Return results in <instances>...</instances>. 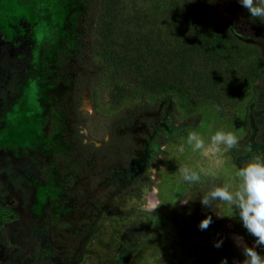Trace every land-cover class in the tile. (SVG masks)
<instances>
[{
	"label": "rangeland",
	"instance_id": "1",
	"mask_svg": "<svg viewBox=\"0 0 264 264\" xmlns=\"http://www.w3.org/2000/svg\"><path fill=\"white\" fill-rule=\"evenodd\" d=\"M213 2L216 12L238 4ZM124 3L130 19L148 13L165 38L189 7L187 0ZM83 14V0H0V264H221L225 258L243 264L242 247L255 238L238 217L217 218L199 194L237 184L236 170L264 153L255 80L247 85L240 76L243 64L264 58V44L233 29L253 46L242 67H191L205 92L148 96L161 97L162 104L113 134L117 117L107 88L95 96L81 81L73 97V79L83 71L75 60ZM174 45L154 48L165 52ZM150 57L158 58L153 51ZM220 129L237 134V147L208 157L186 144L179 151L191 131L208 143ZM170 134L179 139L165 143ZM183 166L202 170L203 183H185ZM146 188H155L157 209L146 206ZM219 208L227 214L226 205ZM208 215L213 222L200 230ZM236 236L243 237L240 246ZM217 240L223 241L219 248ZM257 251L264 256V246Z\"/></svg>",
	"mask_w": 264,
	"mask_h": 264
},
{
	"label": "trees",
	"instance_id": "2",
	"mask_svg": "<svg viewBox=\"0 0 264 264\" xmlns=\"http://www.w3.org/2000/svg\"><path fill=\"white\" fill-rule=\"evenodd\" d=\"M83 2L86 22L81 27L75 60L84 72L74 77L72 93L75 98L81 81L95 96L107 88L109 102L117 117L113 134L132 127L140 114L154 111L162 104L161 97L150 101L148 96L205 92L199 89L194 75L189 73L191 67H242L239 62L247 55L252 56L253 46L238 40L233 29L255 43L264 44V21L249 17L239 3L221 7L216 12L213 0L189 2L183 21H179L180 26L165 38L161 30L153 27L156 21L148 13L139 12L136 21L130 19L124 11V0ZM156 43H175V47L160 52L154 48ZM152 51L158 58L150 57ZM243 66L240 76L244 83L248 85L255 80L252 86L254 106L258 108V120L264 124V58ZM205 96L211 94L205 93ZM136 97L141 99L125 105L127 100ZM121 107L125 108L121 110ZM245 130L249 135L252 133L249 116L245 120ZM178 139L177 134L164 136L165 143ZM257 154L264 156V153Z\"/></svg>",
	"mask_w": 264,
	"mask_h": 264
},
{
	"label": "clouds",
	"instance_id": "3",
	"mask_svg": "<svg viewBox=\"0 0 264 264\" xmlns=\"http://www.w3.org/2000/svg\"><path fill=\"white\" fill-rule=\"evenodd\" d=\"M194 2V0H189ZM238 3L247 11L249 17L257 21H264V0H238ZM219 110V109H217ZM179 151H184L186 144L192 152H197L203 157L221 151H231L239 144V137L233 131L217 130L206 143L205 139L198 131H191L182 138ZM182 180L189 185H199L203 183L204 176L202 170L196 167L183 166L180 168ZM204 175L212 176L211 172ZM235 176L238 183L233 185L223 183L211 187L206 193L199 194V200L203 207L209 208L217 218L238 217L246 232L254 237V245L249 247L243 245L242 251L245 256L243 264H264V256L257 247L264 246V156H256L248 160L242 167H239ZM155 188H146L144 200L146 206L152 210L157 209L161 204L154 202ZM190 199L181 202L187 204ZM226 205L227 214L222 215L219 204ZM175 204V203H174ZM215 206V210H213ZM213 222L212 216L208 215L199 223L200 230H206ZM240 246L243 237L234 238ZM223 241L217 240L214 244L219 248ZM221 264H228L227 259H223Z\"/></svg>",
	"mask_w": 264,
	"mask_h": 264
}]
</instances>
